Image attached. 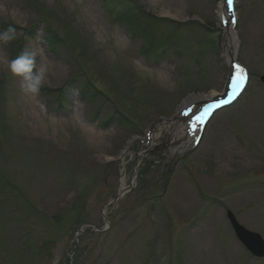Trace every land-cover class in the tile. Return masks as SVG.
Instances as JSON below:
<instances>
[{"label":"rangeland","instance_id":"374dc122","mask_svg":"<svg viewBox=\"0 0 264 264\" xmlns=\"http://www.w3.org/2000/svg\"><path fill=\"white\" fill-rule=\"evenodd\" d=\"M119 1L0 0V264H264L226 218L264 238V0ZM25 51L35 94L9 71ZM232 61L242 94L186 130Z\"/></svg>","mask_w":264,"mask_h":264},{"label":"clouds","instance_id":"9594fccd","mask_svg":"<svg viewBox=\"0 0 264 264\" xmlns=\"http://www.w3.org/2000/svg\"><path fill=\"white\" fill-rule=\"evenodd\" d=\"M15 29L9 28L7 32L0 34V40L9 42L13 40L14 35L8 33H14ZM35 54L28 51L22 52L14 61L9 64V71L22 78L21 88L27 93H37L43 84V77L41 70L33 71L34 69Z\"/></svg>","mask_w":264,"mask_h":264},{"label":"trees","instance_id":"16d2710c","mask_svg":"<svg viewBox=\"0 0 264 264\" xmlns=\"http://www.w3.org/2000/svg\"><path fill=\"white\" fill-rule=\"evenodd\" d=\"M100 1L102 2L103 7L108 12H111V11H113L115 9H118L119 4H123L122 1H119L118 4L117 3H111V4H114V5L110 6V4L108 2H111L112 0H100ZM140 12L141 11L139 10L138 7H133V8H131L129 10V12H126L128 14V17H130V19H133L132 25L138 26L140 28L144 27V30L145 29H151V28L155 27V25H156V21L155 20L156 19L152 18V19H154V20H152V19H150V17H148L147 22H146L143 18L140 17ZM35 13L37 15H39V16L43 15L42 11H40L39 9H35ZM114 13L117 14L118 11H116ZM136 22H139V24H137ZM44 39H45V41H46V43L48 45V48L54 51L55 47L58 45V43H57L58 39L55 38L50 33L47 34ZM77 87H78L79 91H84L87 88L94 89L92 80L89 77L87 79H85V82H83L81 84H78ZM108 120H109V118L107 116L104 120H102V122L105 123ZM23 254L24 253H21V254L18 255V253H16V255L12 259L8 260L9 264H17V262L19 260L26 263V260H29L28 254L27 255H23Z\"/></svg>","mask_w":264,"mask_h":264},{"label":"water","instance_id":"95a60500","mask_svg":"<svg viewBox=\"0 0 264 264\" xmlns=\"http://www.w3.org/2000/svg\"><path fill=\"white\" fill-rule=\"evenodd\" d=\"M260 81L264 83V74L260 76ZM131 187V186H130ZM130 187L122 189L117 196L110 200L104 207L113 205L119 198H121ZM226 218L234 232L235 237L243 245V247L254 257L262 258L264 257V239L263 237L255 232L245 228L242 224L238 222L234 214L230 211H226Z\"/></svg>","mask_w":264,"mask_h":264},{"label":"bare ground","instance_id":"6f19581e","mask_svg":"<svg viewBox=\"0 0 264 264\" xmlns=\"http://www.w3.org/2000/svg\"><path fill=\"white\" fill-rule=\"evenodd\" d=\"M226 35L229 37V36H231L232 34L229 32V31H227L226 32ZM237 69L235 68V72H236V75H238V76H240V72L237 70ZM239 77H236L235 76V74H234V77H233V81L234 80H237ZM243 92V91H242ZM242 92L239 94V96L242 94ZM213 94L211 93V96L208 98V99H211V98H213ZM238 96V97H239ZM238 97L233 101V102H235L237 99H238ZM196 99V97L195 96H190L187 100H185V102H184V104H182L181 106H180V108H184V106H187L189 103H191L192 101H194ZM232 102V103H233ZM231 103V104H232ZM230 104V105H231ZM204 106H206V104L204 105ZM198 110L196 109L195 111H193V113H192V117H193V115H194V113L195 112H197ZM215 113V112H214ZM214 113H212V115L209 117V119L207 120V122L211 119V117L213 116V114ZM194 120H195V117H193V119H191V120H188L187 121V123L184 125L185 127H186V130L188 129V127H193V132H194V130H196L197 129V126H195V124H194ZM206 122V123H207ZM193 136H194V133H191V136H190V139H192L193 138Z\"/></svg>","mask_w":264,"mask_h":264},{"label":"snow or ice","instance_id":"6c2138e0","mask_svg":"<svg viewBox=\"0 0 264 264\" xmlns=\"http://www.w3.org/2000/svg\"><path fill=\"white\" fill-rule=\"evenodd\" d=\"M233 3H234V0H228V5H229L230 9L232 8ZM232 22L235 23L236 22L235 19H233ZM235 68L240 72V76L238 78L239 79V83L237 84V87H239V85L243 84L245 82V80H246V77L244 75L245 70L239 64H236ZM236 95H238V92H233L232 98H235ZM227 103H230V100H224V101L217 102L215 104H209L207 106V108L205 109V114H209V111H208L209 109L218 108V107L221 106V104H227ZM198 119H200V118L198 117ZM201 122L203 123V121H201Z\"/></svg>","mask_w":264,"mask_h":264}]
</instances>
